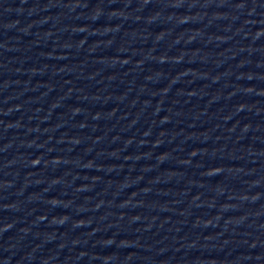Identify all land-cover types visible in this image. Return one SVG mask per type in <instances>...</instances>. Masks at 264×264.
Segmentation results:
<instances>
[{
	"label": "water",
	"instance_id": "obj_1",
	"mask_svg": "<svg viewBox=\"0 0 264 264\" xmlns=\"http://www.w3.org/2000/svg\"><path fill=\"white\" fill-rule=\"evenodd\" d=\"M0 264H264V116L206 0H0Z\"/></svg>",
	"mask_w": 264,
	"mask_h": 264
}]
</instances>
